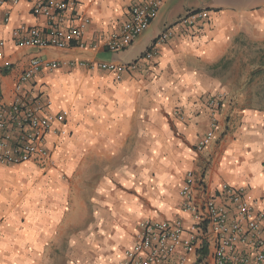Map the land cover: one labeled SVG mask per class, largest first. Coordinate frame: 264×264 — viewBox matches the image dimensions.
<instances>
[{
    "label": "crops",
    "instance_id": "crops-1",
    "mask_svg": "<svg viewBox=\"0 0 264 264\" xmlns=\"http://www.w3.org/2000/svg\"><path fill=\"white\" fill-rule=\"evenodd\" d=\"M141 1L77 0L75 11L91 19L85 48L19 47L14 29L46 21L31 0L0 8V99L12 102L22 72L43 57L62 65L39 72L25 91L51 100V112H68L66 135L47 137L54 166L0 164V264H47L48 250L62 242L78 250L70 264H120L142 221L190 222L180 196L189 171L218 202L223 183L244 188L248 199L264 197V89L256 91L264 84V47L251 48L264 42V0H166L128 48L109 51L104 39ZM199 9L209 12L199 27L177 23ZM171 25L174 36L146 60ZM99 61L140 66L117 73L98 68ZM216 93L227 97L214 113L208 100ZM212 125L214 138L199 150ZM82 169L91 191L78 222Z\"/></svg>",
    "mask_w": 264,
    "mask_h": 264
},
{
    "label": "built area",
    "instance_id": "built-area-1",
    "mask_svg": "<svg viewBox=\"0 0 264 264\" xmlns=\"http://www.w3.org/2000/svg\"><path fill=\"white\" fill-rule=\"evenodd\" d=\"M32 11L45 19V27L22 24L12 35L19 47L70 48L86 44L82 38L91 19L75 11L77 0H31ZM166 0H142L132 6L130 17L118 31L104 39L111 52L128 48L156 19ZM19 0H0V8ZM264 9V8H263ZM209 18L206 9L189 10L177 23L197 28ZM174 26H167L144 55L151 60L162 45L174 36ZM96 48L97 45H93ZM65 63V62H64ZM84 65V62H78ZM73 65L74 62H67ZM6 62L5 67L10 68ZM62 62L43 57L31 59L15 86L12 102L0 99V164L34 163L44 170L55 161L46 145L50 133L66 135L68 112H51L52 101L25 91L28 83L42 70L53 71ZM138 62L117 64L99 61L102 70H135ZM226 95L216 93L208 100L209 109L216 113L225 103ZM214 138V125L198 142L204 149ZM221 202L213 196L193 171L186 174L180 189L183 218L146 219L140 224L136 242L125 250L120 264H264V197L248 199L244 188L227 183L220 186Z\"/></svg>",
    "mask_w": 264,
    "mask_h": 264
},
{
    "label": "rangeland",
    "instance_id": "rangeland-1",
    "mask_svg": "<svg viewBox=\"0 0 264 264\" xmlns=\"http://www.w3.org/2000/svg\"><path fill=\"white\" fill-rule=\"evenodd\" d=\"M253 46L251 47L252 50H256L257 48H262L264 47V42H258V44L252 43ZM249 46V45H248ZM250 47V46H249ZM242 68L243 65H238L237 68L235 69L233 75L235 76V78H237L238 80L242 77L243 73H242ZM257 88L256 91H260L262 89H264V84H260V82L258 81L257 83ZM236 85V87L240 84H234ZM80 174H78L76 177H81L82 180L78 182L77 184V199H76V205H77V210H78V216H77V221L79 222L82 219V213L84 212V207L81 208V204L84 202L83 201V197H84V192H86V194L88 192H90L91 190L89 186H86V172L84 169L80 170ZM92 188H94V186H92ZM80 228V226L78 227ZM70 236L69 233H64L63 237H68ZM47 252V251H46ZM78 255V250H75L73 248H71L70 246H68V244L66 242H62V246L60 249H49L48 250V262L47 264H57V259H60V264H70L71 260Z\"/></svg>",
    "mask_w": 264,
    "mask_h": 264
},
{
    "label": "trees",
    "instance_id": "trees-1",
    "mask_svg": "<svg viewBox=\"0 0 264 264\" xmlns=\"http://www.w3.org/2000/svg\"><path fill=\"white\" fill-rule=\"evenodd\" d=\"M259 73V72H258Z\"/></svg>",
    "mask_w": 264,
    "mask_h": 264
}]
</instances>
